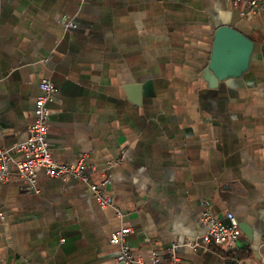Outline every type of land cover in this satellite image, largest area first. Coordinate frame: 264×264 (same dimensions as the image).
I'll return each mask as SVG.
<instances>
[{"label":"crops","instance_id":"obj_1","mask_svg":"<svg viewBox=\"0 0 264 264\" xmlns=\"http://www.w3.org/2000/svg\"><path fill=\"white\" fill-rule=\"evenodd\" d=\"M250 1L0 0V149L21 158L39 82L50 81L53 160H83L95 184L110 178L124 212L42 170L32 193L12 168L0 184V264H121L109 244L121 225L144 264L153 252L168 264L175 245L180 264H220L224 248L187 247L206 231L204 202L245 226L238 257L264 262V9ZM221 26L253 50L240 76L212 85L204 72Z\"/></svg>","mask_w":264,"mask_h":264},{"label":"built area","instance_id":"obj_2","mask_svg":"<svg viewBox=\"0 0 264 264\" xmlns=\"http://www.w3.org/2000/svg\"><path fill=\"white\" fill-rule=\"evenodd\" d=\"M253 13L264 9V0L257 2L252 0L248 3ZM58 23L65 29H75L73 19L63 16ZM39 96L35 99L32 122L29 126L27 139L15 146L16 153L21 155L20 159L12 158L5 150L0 149V184L9 179V172L15 169L19 180L28 184V190L37 193L34 189L38 170H42L47 179H59L61 181L76 180L88 186L93 199L101 209H111L115 217L122 220L123 210L116 203L114 197L108 193L111 179L106 177L100 183H92L89 179V170L83 160L76 164H58L49 151L46 141L48 134L49 110L47 104L52 102L57 92L56 87L48 80L39 82ZM114 164L109 163L108 167ZM202 224L206 227L203 235L194 242L187 244L192 251H204L216 253L218 251L221 258L220 264H247L236 255V244L241 234L237 219L228 213L223 219L214 218L209 211L208 203H203L200 216ZM131 234V229L121 225L109 237V244L116 248V262L121 264H144L143 260L135 256L127 245V237ZM178 246H173L167 255L168 264H180L176 255ZM153 264L160 263V257L156 252L152 253ZM260 264H264L261 262Z\"/></svg>","mask_w":264,"mask_h":264},{"label":"water","instance_id":"obj_3","mask_svg":"<svg viewBox=\"0 0 264 264\" xmlns=\"http://www.w3.org/2000/svg\"><path fill=\"white\" fill-rule=\"evenodd\" d=\"M252 50L253 43L246 36L234 28L221 26L214 34L205 80L215 85L226 78L240 76L248 67ZM243 227L239 226L245 232Z\"/></svg>","mask_w":264,"mask_h":264},{"label":"trees","instance_id":"obj_4","mask_svg":"<svg viewBox=\"0 0 264 264\" xmlns=\"http://www.w3.org/2000/svg\"><path fill=\"white\" fill-rule=\"evenodd\" d=\"M236 255L238 256V253H236Z\"/></svg>","mask_w":264,"mask_h":264}]
</instances>
